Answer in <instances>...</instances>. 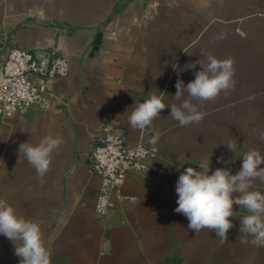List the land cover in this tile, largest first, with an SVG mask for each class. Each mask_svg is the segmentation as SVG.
I'll return each mask as SVG.
<instances>
[{"label": "crops", "instance_id": "0c3cea01", "mask_svg": "<svg viewBox=\"0 0 264 264\" xmlns=\"http://www.w3.org/2000/svg\"><path fill=\"white\" fill-rule=\"evenodd\" d=\"M263 15L264 0H0V61L5 40L69 59V75L51 82L49 110L0 123V200L41 225L51 264H264V247L242 242L252 239L240 232L243 207L234 205L224 243L212 229H188L175 211L178 157L185 168L203 160L212 171L235 173L246 152L264 154ZM207 55L233 60L235 87L193 101L203 114L198 123L180 126L165 108L143 129L130 125L135 103L149 92L174 95L178 80L186 85L201 69L186 65L206 63ZM106 122L119 124L130 145L145 141L159 157L146 175L127 179L126 199L99 218L100 179L88 172L89 153ZM49 134L62 142L41 177L19 147ZM251 190L264 192V183L253 180ZM14 249L0 235V264H20Z\"/></svg>", "mask_w": 264, "mask_h": 264}, {"label": "clouds", "instance_id": "9594fccd", "mask_svg": "<svg viewBox=\"0 0 264 264\" xmlns=\"http://www.w3.org/2000/svg\"><path fill=\"white\" fill-rule=\"evenodd\" d=\"M222 38V37H221ZM195 79L185 85L182 79L175 87L176 93L158 91L149 92V97L132 106L128 121L133 128L143 129L160 117L161 111L170 108V117L179 122L180 126L198 123L203 114L193 101H207L216 98L222 92L227 93L235 87V70L232 59H217L207 55L203 59L186 65V69H195ZM179 69L178 64L172 65ZM187 94L188 98H183ZM173 102L166 103V98ZM174 101H179V104ZM264 138V137H262ZM58 136L51 134L43 137L33 145L22 143L19 154L23 153L30 164L43 177L49 170L51 155L61 144ZM232 151L233 145L228 144ZM183 157L177 158V166L183 168L176 183L178 196L175 209L188 220L187 228L199 232L208 228L215 231L221 243L228 240L229 229L233 227L234 205L247 210V215L240 219V232L250 236L251 243L264 247V192L251 190L252 181L264 183V154L259 150H250L242 157L239 171L233 173L230 168L211 170L210 161H200L198 166L184 167ZM219 161L223 157L218 158ZM0 235L13 241L15 255L20 258V264H51V252L48 249L41 225L17 213L15 207L0 200ZM19 241L20 243H16Z\"/></svg>", "mask_w": 264, "mask_h": 264}, {"label": "built area", "instance_id": "2783aa9c", "mask_svg": "<svg viewBox=\"0 0 264 264\" xmlns=\"http://www.w3.org/2000/svg\"><path fill=\"white\" fill-rule=\"evenodd\" d=\"M1 49L0 123L32 110H49L55 102L51 82L69 75V59L57 50L38 54L8 40L1 42ZM158 157V151L145 141L130 145L126 131L119 124H102L92 140L88 167L89 174L100 179L97 216L106 217L114 208L115 200L126 199L122 188L127 179L132 175H146L149 163Z\"/></svg>", "mask_w": 264, "mask_h": 264}]
</instances>
